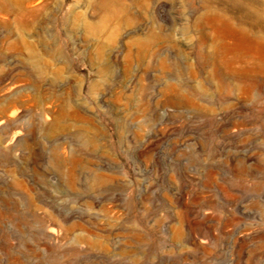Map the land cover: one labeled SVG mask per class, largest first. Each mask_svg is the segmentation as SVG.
Returning <instances> with one entry per match:
<instances>
[{"label":"rangeland","instance_id":"374dc122","mask_svg":"<svg viewBox=\"0 0 264 264\" xmlns=\"http://www.w3.org/2000/svg\"><path fill=\"white\" fill-rule=\"evenodd\" d=\"M247 36L264 0H0V264H264Z\"/></svg>","mask_w":264,"mask_h":264},{"label":"bare ground","instance_id":"6f19581e","mask_svg":"<svg viewBox=\"0 0 264 264\" xmlns=\"http://www.w3.org/2000/svg\"><path fill=\"white\" fill-rule=\"evenodd\" d=\"M233 28H234V27H233ZM231 30H233V29H232V26H231ZM233 31H235V30H233ZM235 32H236V31H235ZM246 39H248L251 43H258V44L264 46V41L261 40V39H259V38H257V37H255V38H254V37L249 38V37L247 36Z\"/></svg>","mask_w":264,"mask_h":264}]
</instances>
